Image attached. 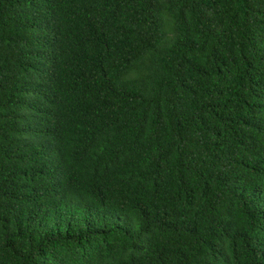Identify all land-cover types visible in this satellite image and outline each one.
Listing matches in <instances>:
<instances>
[{"label":"trees","instance_id":"obj_1","mask_svg":"<svg viewBox=\"0 0 264 264\" xmlns=\"http://www.w3.org/2000/svg\"><path fill=\"white\" fill-rule=\"evenodd\" d=\"M0 264H264V0H0Z\"/></svg>","mask_w":264,"mask_h":264}]
</instances>
